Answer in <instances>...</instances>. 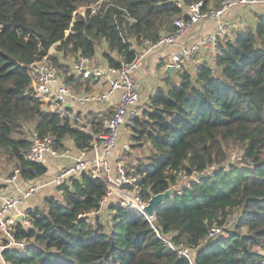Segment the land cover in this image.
I'll use <instances>...</instances> for the list:
<instances>
[{
    "label": "trees",
    "instance_id": "trees-1",
    "mask_svg": "<svg viewBox=\"0 0 264 264\" xmlns=\"http://www.w3.org/2000/svg\"><path fill=\"white\" fill-rule=\"evenodd\" d=\"M197 1L218 8L224 0H0V157L31 183L48 171L26 158L33 132L52 137L60 153L69 142L88 153L93 147L92 135L36 96L28 65L47 57L69 84L76 76L62 57L76 62L100 52L119 69L147 42L176 30L175 21L186 18L178 3ZM82 7L85 16L75 17ZM257 19L234 30L195 73L185 64L174 77L167 73L130 120L127 152L146 153L127 167L139 176L142 199L189 179L152 221L116 202L100 212L107 187L83 173L58 186L61 200L47 197L33 210L31 228L17 224L16 238L27 247L5 250L6 263L191 264L168 241L192 251L194 264H264V16ZM104 120L86 118L95 134L104 132ZM235 212L241 216L229 237L210 238Z\"/></svg>",
    "mask_w": 264,
    "mask_h": 264
},
{
    "label": "built area",
    "instance_id": "built-area-1",
    "mask_svg": "<svg viewBox=\"0 0 264 264\" xmlns=\"http://www.w3.org/2000/svg\"><path fill=\"white\" fill-rule=\"evenodd\" d=\"M260 5H264V0H224L218 8L206 7L204 1H197L187 6L178 3L186 18L181 17L175 21L176 30L173 33H164L156 43L147 42L146 47L142 49L133 62L122 63L119 69L110 68V72L115 77L110 81V90L106 93L76 92L71 84L60 79L56 69L49 63L47 57L28 65L29 84L47 109L51 113L69 116L71 121L80 129L93 136L91 152L81 151L80 157L57 172L52 183L60 186L72 177L77 178L83 173H88L93 179L102 181L107 187L106 195L99 202L100 212L110 202H116L120 207L133 210L152 221L154 218L149 219L144 213V207L148 201L142 199L139 176L131 170L129 171L125 162L119 161L113 168L109 161V157L115 150L120 138V127L127 119L131 120L137 114L140 95L138 82L133 73L152 50L164 45L178 47L172 55L174 71L181 70L186 59L196 57L205 50L220 54L221 42L225 41L228 38L227 35L229 36L231 33L228 14L236 7L253 9ZM86 10L85 7L80 8L75 13V17L77 15L85 16ZM206 20L216 22L214 31L191 45H184L182 39L185 33L194 25ZM89 65L90 59L82 57L75 62L74 71L81 75L82 79L90 77L98 79L104 74L98 67L91 68ZM116 91L121 92L119 103L105 121L104 132L100 134H95L83 122L80 115L70 111L66 106L67 102L82 106L89 102L103 101ZM31 140L32 145L26 154V158L32 163L43 164L48 155L58 157L66 154V151L63 153L57 151L52 137L42 138L36 132H33ZM13 166L8 172H0V261L2 264H7L3 257L5 250H22L27 247L25 241L16 238V226L19 222L14 217L22 215V225L27 228L32 227L30 216L34 209L22 207L43 186L35 184L34 181L23 185L20 168ZM240 216L239 212L233 213L228 224L211 231L210 238L215 240L225 237V234L229 233L230 229L237 224ZM229 226H231L230 229ZM166 242L182 257L193 261V257L191 259L192 251L187 248L174 247L170 242Z\"/></svg>",
    "mask_w": 264,
    "mask_h": 264
},
{
    "label": "crops",
    "instance_id": "crops-1",
    "mask_svg": "<svg viewBox=\"0 0 264 264\" xmlns=\"http://www.w3.org/2000/svg\"><path fill=\"white\" fill-rule=\"evenodd\" d=\"M257 8H259V6L253 8L252 10H255ZM242 9L243 8H240V7H236L235 9H233L228 14V19L230 21H233V23L239 20L243 12ZM215 26H216V22L213 20L202 21L194 25L185 33L182 39V43L184 45L193 44L194 42L202 39L206 35L212 33L215 29ZM177 49L178 47L164 45V46H161V47H158L152 50V52H150L143 59L140 67L134 71L133 75L138 82V92L140 95V100H139L140 103L145 104L148 101L149 97L152 96L156 92L157 88L165 85L164 79L166 78V74L168 73L166 72V68L167 66L172 65V55L177 51ZM54 50H55L54 55L58 54L55 48ZM51 52H53V48ZM213 57L214 55L210 50H205L193 59H196L194 63L198 60L196 62L197 64L198 62L202 60H211V58ZM191 60L192 59H189L187 60V62ZM74 64L75 62H73L71 65L72 73L76 77H79L80 79H77L75 77L74 82L70 84L74 87V90L76 92L78 93H87V92L106 93L110 90V81L115 77V75L110 72V67H108V64L103 59L101 53H97L95 57L90 60V65H89L91 68L98 67L99 69H101V71L104 72V74L98 79H95L94 77L82 79L81 75L77 74L74 71ZM194 71H195V68L193 72ZM174 75H175V71L172 77H174ZM59 77L62 81H66L65 79L66 77L63 73H60ZM151 77L157 78V79H153L151 83ZM88 86L90 87L89 90L87 88ZM120 95H121V92L116 91L103 101L89 102L82 106L77 105L75 103L67 102L66 106L70 109V111L75 112L78 115H80L81 119L82 120L84 119L85 124L89 127V125L86 122L87 116L92 115V114L103 116L105 119L104 120L105 122L107 118L115 110V108L117 107L119 103ZM139 102L137 106L139 105ZM123 135L122 136L120 135L119 142L116 145L115 150L109 157V161L113 168L115 167L117 162L119 161L124 162V159L128 158L127 157L128 152H126V150H128V145L130 142L127 144L122 143L121 138H123ZM80 152L81 151L75 148L73 142H69L68 149L65 152L66 153L65 155H61L58 157H53L51 155H48L45 162L43 163L48 168L47 173L44 176H41L40 178L34 180L35 184H40L43 186L37 192L35 196L27 200V202L22 208L28 207V208L35 209L37 207H43L45 199L51 196V195H46V193H49V191H52L53 190L52 187H57L56 185L52 183L54 176L57 174V172L61 168L72 164L78 157H80ZM22 182H23L22 183L23 185H27V182L25 180L22 179Z\"/></svg>",
    "mask_w": 264,
    "mask_h": 264
},
{
    "label": "rangeland",
    "instance_id": "rangeland-1",
    "mask_svg": "<svg viewBox=\"0 0 264 264\" xmlns=\"http://www.w3.org/2000/svg\"><path fill=\"white\" fill-rule=\"evenodd\" d=\"M242 11L243 12H242L241 18H239V20L235 21L234 23H233V21H230L231 33H230L229 36L227 35V37H231L233 31L236 30V29H241V28H246V27H253L255 25L256 21L258 20L257 18H259V15L264 16V5L259 6V8L255 9V10H252V9H242ZM51 50H52V48H51ZM51 50H50V54L51 55L52 54L54 55V51H55L54 48H53V52H51ZM212 53L214 55V52H212ZM73 60L74 59L72 58V56H68V57H64V58L62 57V61L64 62V64H66L67 66H69V70L71 69L72 63L75 62ZM195 60L196 59H193L191 61L185 62L184 63L185 64V66H184L185 69H188L192 73H195V71L193 72V70H194V68H196L195 67L196 66V62L198 61L197 60L194 63ZM211 60H214V59H211ZM192 63H194V64H192ZM56 71H57V74L58 75L60 73H62V71L60 72L57 69H56ZM153 79H157V78L151 77V83H152ZM143 106H144V104H142V103L139 102V105L137 106V114H138V112L139 113L141 112V108ZM83 122H84V119H83ZM129 123H130V120L127 119L122 124V126L120 127V135L122 136L124 134L123 135V138H121V142L122 143H125V144H127L129 142L131 143V139H130L131 130H130L129 126H128ZM84 129H87V128H84ZM143 150L142 149H137V150H132V152H129L128 151V154H127V157L128 158L127 159H124V162H125V164L127 165L128 168H130V165H132L134 163V162L132 163L131 161H133L135 157H138V156L139 157H144V155H146V153L144 154V151ZM126 152H127V150H126ZM13 165H14V162L7 160V158L5 156L0 157V172H8L12 167H14ZM195 180H197V179H195ZM187 181H189V179L184 180L185 183ZM182 182L183 181H180V183H182ZM52 188H53V190L52 191H49V193H46V195H51L50 197H53L54 196V197L58 198L59 200H61L62 199V197H61L62 194L59 191L58 186L57 187H52ZM43 206H44V204H43ZM106 209L107 208L103 209V211H104V213H107L108 214V211ZM110 215L109 216L106 215V219L104 218V222L108 223L110 221L109 220L110 219ZM230 228H231V226H229V229ZM231 229L233 230V227ZM229 234L230 233L225 234V237L228 238L229 237ZM222 236H224V235H222ZM0 241H1V239H0ZM262 252L264 253V251H262ZM191 259H192V254H191ZM190 261H192V260H190ZM191 264H194L193 261L191 262Z\"/></svg>",
    "mask_w": 264,
    "mask_h": 264
},
{
    "label": "water",
    "instance_id": "water-1",
    "mask_svg": "<svg viewBox=\"0 0 264 264\" xmlns=\"http://www.w3.org/2000/svg\"><path fill=\"white\" fill-rule=\"evenodd\" d=\"M166 72H168L171 76H173L174 74L173 66L172 65L167 66ZM204 177H205L204 175H200V176H197L196 179L197 181H200ZM187 183L188 181L185 183L183 180V182L180 183L179 185L172 186L163 193L152 194L150 199L148 200L147 205L144 207V213L146 214V216L149 219H153L155 217L157 208L160 207L162 204H164L171 196L182 191ZM14 218L20 224H23L22 215L15 216Z\"/></svg>",
    "mask_w": 264,
    "mask_h": 264
}]
</instances>
